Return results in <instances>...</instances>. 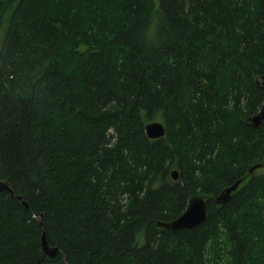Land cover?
Returning a JSON list of instances; mask_svg holds the SVG:
<instances>
[{"label": "trees", "instance_id": "trees-1", "mask_svg": "<svg viewBox=\"0 0 264 264\" xmlns=\"http://www.w3.org/2000/svg\"><path fill=\"white\" fill-rule=\"evenodd\" d=\"M262 79L264 0H0V264H264Z\"/></svg>", "mask_w": 264, "mask_h": 264}, {"label": "water", "instance_id": "water-1", "mask_svg": "<svg viewBox=\"0 0 264 264\" xmlns=\"http://www.w3.org/2000/svg\"><path fill=\"white\" fill-rule=\"evenodd\" d=\"M261 87L264 90V79H262ZM263 121H264V99L257 114L254 115L252 118H250V124L252 125V127L257 129ZM165 133H166L165 126L161 122H151L145 125V134L149 139L161 138L165 136ZM257 167L258 165L252 166L249 169V172H253L255 169H257ZM172 176L173 179L176 180L178 177L177 171H173ZM239 183L240 182L238 181L232 186L223 190V192L217 198H215L216 203L221 204L227 201L230 198L231 192L236 190ZM0 190L6 191L10 193L12 196H14L13 191L9 188L8 184L3 180H0ZM17 198L22 205L27 207L22 197H17ZM205 217H206L205 200L203 197L196 195L189 199L186 209L178 218L170 222H166V223L158 222L157 224L159 227L164 228L166 231L170 233H176L177 231L183 229H191L201 224L202 222H204ZM37 220L42 225V217L37 218ZM41 246L44 253L49 258L55 257L59 250L57 247H50L48 245L44 232H42V236H41ZM63 261L67 262L65 255H63Z\"/></svg>", "mask_w": 264, "mask_h": 264}, {"label": "bare ground", "instance_id": "bare-ground-1", "mask_svg": "<svg viewBox=\"0 0 264 264\" xmlns=\"http://www.w3.org/2000/svg\"><path fill=\"white\" fill-rule=\"evenodd\" d=\"M223 171V170H222ZM172 178H173V176H172ZM237 189V188H236Z\"/></svg>", "mask_w": 264, "mask_h": 264}]
</instances>
